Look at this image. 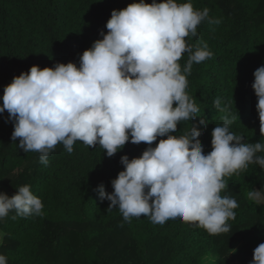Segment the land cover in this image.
<instances>
[{"label": "trees", "instance_id": "1", "mask_svg": "<svg viewBox=\"0 0 264 264\" xmlns=\"http://www.w3.org/2000/svg\"><path fill=\"white\" fill-rule=\"evenodd\" d=\"M135 2L139 0H0V104L4 87L34 65L79 66L83 52L103 38L101 31L107 33L112 11ZM193 4L207 7L209 17L221 23L202 22L196 37L185 38L193 45L207 43L213 55L193 63L187 77V92L203 117L182 122L174 134L203 118L208 126L199 139L205 154L210 152L211 133L224 115L213 108L219 97L236 116L234 133L251 143L264 140L252 87L255 70L264 65V0ZM187 59L183 54L182 68ZM7 116V111L0 114V192L12 196L20 186L31 185L44 213L21 218L13 211L0 219V231L6 233L0 254L8 264H251L254 249L264 243V206L247 198L252 188L264 187V169L256 164L225 178L229 187L222 195L239 205L235 219L228 221V233L210 235L180 218L159 225L141 216L128 223L118 206L108 210L110 201H101L95 189L103 184L107 192L114 191L111 181L124 170L121 157H139L148 145L129 141L108 157L99 145L88 148L77 141L69 154L58 144L45 166L39 153L19 149V139L13 143L14 125L6 122Z\"/></svg>", "mask_w": 264, "mask_h": 264}, {"label": "clouds", "instance_id": "2", "mask_svg": "<svg viewBox=\"0 0 264 264\" xmlns=\"http://www.w3.org/2000/svg\"><path fill=\"white\" fill-rule=\"evenodd\" d=\"M205 21L221 23L209 17L207 7L195 8L193 0H139L113 10L107 33L101 31L103 38L83 52L79 66L34 65L4 87L0 114L7 111L6 122L14 125L13 143L19 139V149L39 153L40 163L47 166L58 144L69 154L77 141L88 148L99 145L112 157L129 141L143 142L148 147L142 155L121 157L124 170L111 181L114 191L107 192L103 184L95 189L101 201H110L108 210L118 206L128 223L141 216L159 225L180 218L210 235L228 233V221L235 219L239 205L222 195L229 187L225 178L250 164L264 169V140L251 143L234 133L236 116L219 97L213 108L224 115L211 133L210 152L205 154L199 139L208 126L205 119L174 134L179 124L200 116L196 100L187 92V77L193 63L213 53L207 43L193 45L185 38L196 37ZM185 53L188 59L182 68L179 61ZM254 77L264 138V65ZM247 198L264 206V187L252 188ZM13 211L21 218L44 215L42 199L31 185L20 186L12 196L0 192V219ZM4 235L0 233V244ZM0 264H8L4 254ZM251 264H264V243L254 249Z\"/></svg>", "mask_w": 264, "mask_h": 264}, {"label": "rangeland", "instance_id": "3", "mask_svg": "<svg viewBox=\"0 0 264 264\" xmlns=\"http://www.w3.org/2000/svg\"><path fill=\"white\" fill-rule=\"evenodd\" d=\"M0 233H2V232L0 231Z\"/></svg>", "mask_w": 264, "mask_h": 264}]
</instances>
